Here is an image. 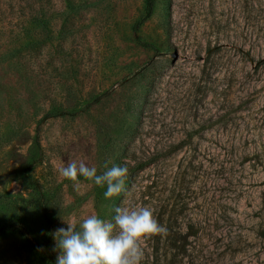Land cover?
I'll return each instance as SVG.
<instances>
[{"label": "rangeland", "instance_id": "1", "mask_svg": "<svg viewBox=\"0 0 264 264\" xmlns=\"http://www.w3.org/2000/svg\"><path fill=\"white\" fill-rule=\"evenodd\" d=\"M0 0V224L149 207L140 264H264V0ZM127 167L124 191L57 165ZM153 159V160H152ZM149 162L144 167L139 164ZM0 264H41L19 233Z\"/></svg>", "mask_w": 264, "mask_h": 264}, {"label": "clouds", "instance_id": "2", "mask_svg": "<svg viewBox=\"0 0 264 264\" xmlns=\"http://www.w3.org/2000/svg\"><path fill=\"white\" fill-rule=\"evenodd\" d=\"M105 162L106 171L97 174L95 166H87L84 159H71L67 165H57L56 171L63 179L71 180L79 189L78 177L93 181L104 187L105 198H111L124 191L127 167ZM112 221H105L95 214L82 219L77 229L74 222H66L68 227L53 233L58 252L56 264H140L143 257L141 243L146 237L167 233L166 226L160 225L149 207H121L114 209Z\"/></svg>", "mask_w": 264, "mask_h": 264}, {"label": "trees", "instance_id": "3", "mask_svg": "<svg viewBox=\"0 0 264 264\" xmlns=\"http://www.w3.org/2000/svg\"><path fill=\"white\" fill-rule=\"evenodd\" d=\"M155 4H156V0H145V15L141 19V21L138 22V25H141L151 17ZM148 163L149 162L146 161L139 165L141 167H144ZM11 232L19 233L21 236H23L28 247L30 248L32 253L35 254V256L38 258L41 264H56V257H54L52 254L47 252L46 247L43 244H37L33 241L31 237L30 229L26 225V223L17 220V221H7L0 224V235Z\"/></svg>", "mask_w": 264, "mask_h": 264}]
</instances>
